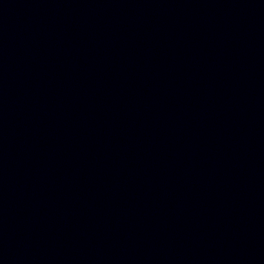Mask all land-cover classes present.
Returning <instances> with one entry per match:
<instances>
[{"label": "water", "instance_id": "water-1", "mask_svg": "<svg viewBox=\"0 0 264 264\" xmlns=\"http://www.w3.org/2000/svg\"><path fill=\"white\" fill-rule=\"evenodd\" d=\"M0 264H264V0H0Z\"/></svg>", "mask_w": 264, "mask_h": 264}]
</instances>
